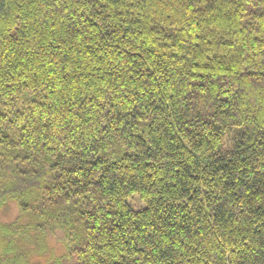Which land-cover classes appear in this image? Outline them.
Returning <instances> with one entry per match:
<instances>
[{"label": "trees", "instance_id": "16d2710c", "mask_svg": "<svg viewBox=\"0 0 264 264\" xmlns=\"http://www.w3.org/2000/svg\"><path fill=\"white\" fill-rule=\"evenodd\" d=\"M0 264H264V0H0Z\"/></svg>", "mask_w": 264, "mask_h": 264}, {"label": "rangeland", "instance_id": "374dc122", "mask_svg": "<svg viewBox=\"0 0 264 264\" xmlns=\"http://www.w3.org/2000/svg\"><path fill=\"white\" fill-rule=\"evenodd\" d=\"M138 200V197L137 196H134L131 200H129V203L134 207V208H143L144 205H141L140 207H137L139 206V202L137 201ZM137 205V206H136ZM17 215V208L15 205H11L8 210H7V213H3L2 215V218L5 220V221H9V220H12L13 218H15ZM54 244H57L58 243L55 241Z\"/></svg>", "mask_w": 264, "mask_h": 264}]
</instances>
